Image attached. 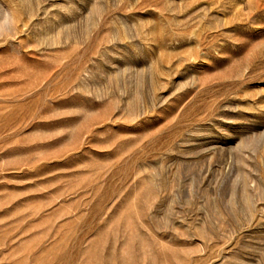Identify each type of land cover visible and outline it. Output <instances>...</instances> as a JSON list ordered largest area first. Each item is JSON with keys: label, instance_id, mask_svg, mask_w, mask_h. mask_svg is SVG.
Returning a JSON list of instances; mask_svg holds the SVG:
<instances>
[{"label": "rangeland", "instance_id": "374dc122", "mask_svg": "<svg viewBox=\"0 0 264 264\" xmlns=\"http://www.w3.org/2000/svg\"><path fill=\"white\" fill-rule=\"evenodd\" d=\"M0 264H264V0H0Z\"/></svg>", "mask_w": 264, "mask_h": 264}]
</instances>
